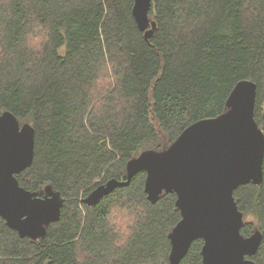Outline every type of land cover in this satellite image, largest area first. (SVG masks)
Masks as SVG:
<instances>
[{
  "label": "trees",
  "instance_id": "obj_1",
  "mask_svg": "<svg viewBox=\"0 0 264 264\" xmlns=\"http://www.w3.org/2000/svg\"><path fill=\"white\" fill-rule=\"evenodd\" d=\"M133 0H0V115L34 129L24 189L64 200L45 237L21 238L0 218V264H170L176 195L151 203L146 173L94 206L83 200L145 150H166L191 124L226 111L241 81L256 85L264 134V0H152L145 39ZM263 181L234 193L241 234H262ZM201 240L180 264H202Z\"/></svg>",
  "mask_w": 264,
  "mask_h": 264
},
{
  "label": "water",
  "instance_id": "obj_2",
  "mask_svg": "<svg viewBox=\"0 0 264 264\" xmlns=\"http://www.w3.org/2000/svg\"><path fill=\"white\" fill-rule=\"evenodd\" d=\"M151 8L152 0H133L132 16L145 39L153 34ZM256 94L251 81L237 83L224 113L191 124L166 150L143 151L127 162L125 180H107L83 202L94 206L145 172L148 201L157 202L163 193L176 195L181 219L169 234L170 264H180L197 240L203 242L202 264H255L249 258L258 252L262 234H241L243 214L233 193L263 181L264 134L254 118ZM34 134L12 113L0 115V218L19 237L38 240L59 220L64 200L49 185L39 195L16 179L33 162Z\"/></svg>",
  "mask_w": 264,
  "mask_h": 264
}]
</instances>
